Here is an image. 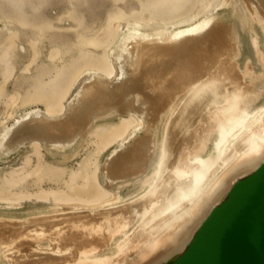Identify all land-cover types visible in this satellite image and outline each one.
<instances>
[{
  "label": "bare ground",
  "instance_id": "obj_1",
  "mask_svg": "<svg viewBox=\"0 0 264 264\" xmlns=\"http://www.w3.org/2000/svg\"><path fill=\"white\" fill-rule=\"evenodd\" d=\"M264 163V0H0V264H164Z\"/></svg>",
  "mask_w": 264,
  "mask_h": 264
},
{
  "label": "water",
  "instance_id": "obj_2",
  "mask_svg": "<svg viewBox=\"0 0 264 264\" xmlns=\"http://www.w3.org/2000/svg\"><path fill=\"white\" fill-rule=\"evenodd\" d=\"M164 264H264V163L236 182L186 250Z\"/></svg>",
  "mask_w": 264,
  "mask_h": 264
}]
</instances>
